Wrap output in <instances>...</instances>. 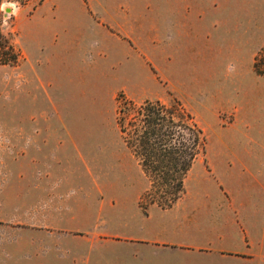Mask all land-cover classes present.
<instances>
[{"label":"rangeland","instance_id":"374dc122","mask_svg":"<svg viewBox=\"0 0 264 264\" xmlns=\"http://www.w3.org/2000/svg\"><path fill=\"white\" fill-rule=\"evenodd\" d=\"M0 31L19 53L16 64H0V132H46L61 144L72 142L62 139L69 134L79 137L76 149L63 146L55 154L83 190L90 185L92 195L79 202L99 208L95 225L65 234L18 224L21 244L62 246L65 264H89L109 245L132 241L122 235L137 229L128 216L158 206L144 209L140 202L149 182L119 130L123 98L177 100L207 143L230 121L217 108L224 106V89L209 111L208 79L225 85L245 78L225 70L243 68L249 59L264 77V0H0ZM203 157L199 152L186 173L180 197Z\"/></svg>","mask_w":264,"mask_h":264},{"label":"crops","instance_id":"0c3cea01","mask_svg":"<svg viewBox=\"0 0 264 264\" xmlns=\"http://www.w3.org/2000/svg\"><path fill=\"white\" fill-rule=\"evenodd\" d=\"M227 70L245 78L225 85L208 79L209 111L224 89V106L218 102L217 108L230 121L207 136L203 166L184 195L169 208L135 209L127 222L136 231L122 234L132 241L109 245L89 264H264V77L253 72L250 59ZM68 136L62 139L72 142L61 144L46 132H0V264H65L62 246L21 244L18 224L57 234L96 224L97 205L79 202L92 195L90 185L83 190L72 167L61 166L55 154L63 146L76 149L79 137ZM115 247L137 254L118 258Z\"/></svg>","mask_w":264,"mask_h":264},{"label":"trees","instance_id":"16d2710c","mask_svg":"<svg viewBox=\"0 0 264 264\" xmlns=\"http://www.w3.org/2000/svg\"><path fill=\"white\" fill-rule=\"evenodd\" d=\"M18 59L15 46L0 31V64L14 65ZM116 118L124 142L149 182L141 197L142 207H171L180 197L193 161L205 150L203 130L177 100L166 104L123 98Z\"/></svg>","mask_w":264,"mask_h":264}]
</instances>
